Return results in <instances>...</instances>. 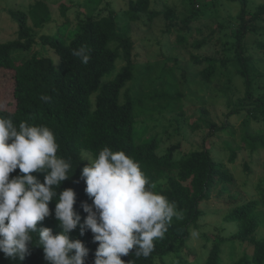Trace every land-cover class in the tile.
<instances>
[{
  "label": "trees",
  "instance_id": "obj_1",
  "mask_svg": "<svg viewBox=\"0 0 264 264\" xmlns=\"http://www.w3.org/2000/svg\"><path fill=\"white\" fill-rule=\"evenodd\" d=\"M227 1L241 5L237 15L241 24L232 34L234 40L227 48L229 56L231 55L229 62L237 68V74L246 82L247 104L255 103L254 111L261 107L263 109L264 101L260 98L254 100L251 94L252 81L245 39L247 35L259 33L254 22L264 17V5L251 11L248 7L249 0ZM152 3L153 0H130L131 20L136 21L147 15L149 21H153L163 14L164 11L155 9ZM66 11L63 7L64 15ZM10 14L18 23L19 29L15 40L0 42V75H10L0 85L6 92L3 99H0V116L11 118L17 127L20 122L26 121L29 125L47 126L54 132L60 145L58 156L72 163L70 175L73 176L62 183L60 191L68 188L75 191L74 207L81 216V223L87 216L82 205H92V199L85 192L86 183L81 178L83 153H89L95 159L100 150L108 147L113 151H124L139 162L150 183L155 185L153 190L175 202L181 215L179 218L174 217L168 231L154 242V249L147 258L130 254L122 259L126 264L130 260L134 264H156V257L162 258L180 250L190 237L192 229L198 226L203 214L201 205L211 198L213 189L232 182V176L225 165L216 161L207 148L195 149L178 157V145L170 147L161 155L157 152L161 138L136 139V132L140 129L136 127L135 100L132 90L125 89L134 78V42L120 30L113 12L99 19L87 17L81 20L78 23L79 30L70 32L69 35L63 36L58 31L57 36H40V41L57 54V66L54 59L37 52L21 62L13 59L16 52L29 51L36 44L38 34L34 28L41 29L51 21L47 4L39 1L30 7L29 12L10 11ZM165 14L168 18L172 17L168 10ZM29 15L33 18L34 28L29 25ZM184 23L188 25L189 19H185ZM179 38L180 43L186 41V37ZM81 46L90 50V60L86 65L73 55V51ZM205 61L208 67L201 71V75L205 81H211L217 73V62L211 58H206ZM119 62H124L121 68H118ZM201 62L203 60L196 59V63ZM227 62L228 60L225 63ZM42 96H48L50 100L45 102L41 99ZM158 98L169 100V108L174 106L172 101L175 96H171L169 92L161 93ZM241 109L243 107L238 106L233 113H239ZM202 121L210 129L215 127L211 122ZM226 129V126L217 128L218 131ZM243 144L248 150L264 147V136L261 134L254 137L248 133L243 137ZM236 157L237 153L233 151L230 162L233 163ZM19 174L17 169L10 175L15 177ZM37 178L44 181V177ZM162 180H166L165 186L157 189L156 184ZM55 206V201L49 205L52 215L38 224V230L47 227L54 234L62 231L55 219ZM224 221L235 223L236 231L230 237L214 241L207 258L201 264H223L224 245L233 246L237 241L251 246L252 254L244 255L235 264H264V234L260 236L261 229H264V182L258 186L257 199L236 205L225 216ZM70 238L79 239L85 244L89 249L86 264H94L98 243L94 242L92 232L88 230L81 235L78 226L70 233ZM233 254L232 250L231 255ZM0 264L21 262L6 258L0 252ZM22 264H48L43 248L30 246V254Z\"/></svg>",
  "mask_w": 264,
  "mask_h": 264
},
{
  "label": "rangeland",
  "instance_id": "obj_2",
  "mask_svg": "<svg viewBox=\"0 0 264 264\" xmlns=\"http://www.w3.org/2000/svg\"><path fill=\"white\" fill-rule=\"evenodd\" d=\"M39 1L49 7L51 21L37 29L29 15V25L38 34L37 42L29 51L16 52L14 61H24L37 52L54 59L57 66V54L40 41V36H57L58 31L63 36L69 35L79 30L81 20L87 17L99 19L113 12L120 30L134 42V78L125 89L132 90L135 100L136 127L140 129L136 132V139L161 138L157 151L161 155L178 145V157L195 149L207 148L212 157L229 171L232 182L213 189L211 198L201 205L203 214L198 226L192 229L183 247L155 259L156 264H201L214 241L230 237L236 231V224L226 223L225 216L236 205L257 199L258 186L264 182V147L248 150L243 144V137L248 133L254 137L264 136V108L254 111L255 103L247 104L246 82L229 62L231 55L227 51L229 43L234 40L232 34L241 24L237 19L241 5L227 0H193L194 4L191 0H153L152 6L164 11L163 14L153 21H149L147 15L132 21L130 0H0L1 43L17 38L18 23L10 11L29 12L30 7ZM261 5L264 0H249L248 7L254 11ZM63 7L67 10L65 15ZM167 10L172 17H166ZM185 19H189L188 25L184 23ZM254 24L259 33L246 36V56L252 97L264 101V17ZM179 37H186V41L180 43ZM206 58L217 62V73L211 81H205L201 75V71L208 67ZM196 59L203 62L198 64ZM123 65L124 62H119L118 68ZM9 76L1 74L0 85ZM164 92L175 96L172 108L168 106L169 100L158 98ZM5 93L0 88L1 100ZM238 106L243 109L233 113ZM202 120L215 124V127L210 129ZM223 126L227 129L217 130ZM233 151L237 157L232 163ZM83 157L81 175L89 161L94 160L86 152ZM34 175L44 177L43 174ZM165 184L166 180H162L156 187L161 189ZM263 234L262 228L260 236ZM251 254L252 247L242 245L240 241L233 246L226 244L223 264H235L244 255Z\"/></svg>",
  "mask_w": 264,
  "mask_h": 264
},
{
  "label": "clouds",
  "instance_id": "obj_3",
  "mask_svg": "<svg viewBox=\"0 0 264 264\" xmlns=\"http://www.w3.org/2000/svg\"><path fill=\"white\" fill-rule=\"evenodd\" d=\"M73 55L85 65L90 60L86 46ZM41 99L47 102L50 97ZM59 148L49 127L26 121L17 127L11 118L0 116V252L22 264L30 246H39L48 264H86L89 249L81 240L70 238L79 226L81 235L90 230L98 243L94 264H126L122 257L130 254L147 258L154 241L164 236L174 217H180L175 202L153 190L155 185L139 162L124 151L104 147L82 170L92 205H82L87 216L81 223L74 207L75 191H60L73 175L71 161L58 156ZM17 169L20 174L12 177ZM34 173L43 174L44 181ZM53 201L62 229L58 234L51 228H37L52 215Z\"/></svg>",
  "mask_w": 264,
  "mask_h": 264
}]
</instances>
